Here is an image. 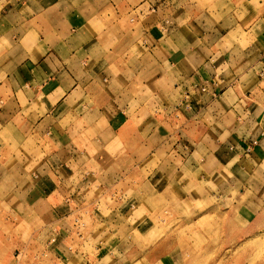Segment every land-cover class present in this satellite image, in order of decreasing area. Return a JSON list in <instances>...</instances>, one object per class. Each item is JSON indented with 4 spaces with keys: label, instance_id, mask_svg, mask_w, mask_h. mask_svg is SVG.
Wrapping results in <instances>:
<instances>
[{
    "label": "crops",
    "instance_id": "crops-1",
    "mask_svg": "<svg viewBox=\"0 0 264 264\" xmlns=\"http://www.w3.org/2000/svg\"><path fill=\"white\" fill-rule=\"evenodd\" d=\"M213 218L256 253L264 0H0V264H211Z\"/></svg>",
    "mask_w": 264,
    "mask_h": 264
},
{
    "label": "rangeland",
    "instance_id": "rangeland-1",
    "mask_svg": "<svg viewBox=\"0 0 264 264\" xmlns=\"http://www.w3.org/2000/svg\"><path fill=\"white\" fill-rule=\"evenodd\" d=\"M203 219H200L199 222H202ZM217 222H218V219L217 218H213L211 221H210V227H207V229H211V232L213 233L212 234V237L213 239L211 240V243L208 244V248H210V251H211V254H208V257L209 259H211L213 262L211 264H217V263H222L224 260H226L227 257L223 258L221 257L220 259H216V258H211L213 257V254L214 252L216 253L217 250L219 249V243L217 242V233L215 232H218V225H217ZM98 229V230H97ZM97 229H96V233L98 236L101 237V230L104 229V227L102 226L101 228L99 226H97ZM221 230H222V227H221ZM183 232V230L181 231ZM198 237V241H197V244H198V247L200 244H202V241L204 240V237H202V235L200 233L197 234ZM201 237H202V240H201ZM185 241H182V245H185ZM254 247V245L256 246V253H254L251 257H244L243 255L245 253H247V250H248V246L250 245V242H243L241 243V248H242V257L239 258L240 262L239 264H264V236L262 237H258L254 242L251 243ZM197 247V248H198ZM207 248V249H208ZM206 249V250H207ZM205 250V254L207 256V251ZM187 252H190L186 249ZM222 252V251H221ZM218 260V261H217Z\"/></svg>",
    "mask_w": 264,
    "mask_h": 264
},
{
    "label": "built area",
    "instance_id": "built-area-1",
    "mask_svg": "<svg viewBox=\"0 0 264 264\" xmlns=\"http://www.w3.org/2000/svg\"><path fill=\"white\" fill-rule=\"evenodd\" d=\"M203 90H206V87H202Z\"/></svg>",
    "mask_w": 264,
    "mask_h": 264
}]
</instances>
